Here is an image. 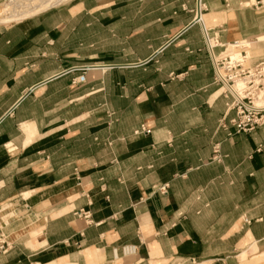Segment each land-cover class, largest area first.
<instances>
[{"label": "crops", "instance_id": "1", "mask_svg": "<svg viewBox=\"0 0 264 264\" xmlns=\"http://www.w3.org/2000/svg\"><path fill=\"white\" fill-rule=\"evenodd\" d=\"M238 42L264 61V0H65L4 24L0 264L264 259V125L218 127L215 59Z\"/></svg>", "mask_w": 264, "mask_h": 264}, {"label": "built area", "instance_id": "2", "mask_svg": "<svg viewBox=\"0 0 264 264\" xmlns=\"http://www.w3.org/2000/svg\"><path fill=\"white\" fill-rule=\"evenodd\" d=\"M232 45L237 53H226L224 49L215 59L222 82L234 87L233 96L227 92L232 101L226 105L227 111H234V117L227 122L222 119L218 124L227 136L250 134L264 125V61L250 64L246 48H240L237 43ZM149 133L143 126L133 132L134 135ZM165 190V187L159 188L163 194Z\"/></svg>", "mask_w": 264, "mask_h": 264}, {"label": "rangeland", "instance_id": "3", "mask_svg": "<svg viewBox=\"0 0 264 264\" xmlns=\"http://www.w3.org/2000/svg\"><path fill=\"white\" fill-rule=\"evenodd\" d=\"M5 0H0V14H2V18H4L5 16H15L17 18H14L12 20H9V21H15L21 17H18V15L16 14V8H19L21 6H24V5H31L33 3H37L39 0H20V1H16V2H11V3H3ZM3 3V4H2ZM42 11V9H39L38 12ZM36 13V12H35ZM31 15V14H30ZM3 25H0V28H2ZM241 42H238L239 44V47H244V45L240 44ZM257 46L256 45H253L250 46V49L247 50V49H244V50H247L246 52L248 53L249 57L251 58V56L253 54H255V52L253 51ZM260 47V46H259ZM262 47H260V54L262 53ZM226 49V53H231V51L228 49L227 50V47L225 48ZM232 52L234 53H237L238 50H232ZM216 65V64H215ZM217 68V67H216ZM225 85V88L226 90L233 96L234 95V87H230L228 84L224 83ZM5 232V231H4ZM4 234V233H3ZM4 236V235H3ZM252 250H255L254 248L250 249L248 252L244 253L242 255V261L244 264H264V259H263V253H258V254H255V255H252L251 254V251ZM256 251V250H255Z\"/></svg>", "mask_w": 264, "mask_h": 264}, {"label": "bare ground", "instance_id": "4", "mask_svg": "<svg viewBox=\"0 0 264 264\" xmlns=\"http://www.w3.org/2000/svg\"><path fill=\"white\" fill-rule=\"evenodd\" d=\"M63 1H65V0H39L37 3H33L31 5H24V6H21L19 8H16V12H17L16 14L18 15V17L28 16L30 14L38 12L39 9L43 10V9L48 8V7L60 4ZM14 18H17V17L5 16L4 18H2V14H0V25L15 22L16 20L15 21H9V20H12Z\"/></svg>", "mask_w": 264, "mask_h": 264}]
</instances>
